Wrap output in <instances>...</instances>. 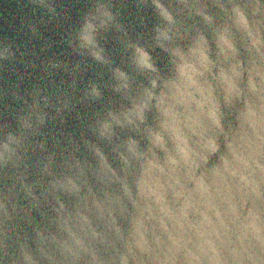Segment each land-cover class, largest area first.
<instances>
[{
  "label": "clouds",
  "instance_id": "clouds-1",
  "mask_svg": "<svg viewBox=\"0 0 264 264\" xmlns=\"http://www.w3.org/2000/svg\"><path fill=\"white\" fill-rule=\"evenodd\" d=\"M75 3L0 34V264H264V0Z\"/></svg>",
  "mask_w": 264,
  "mask_h": 264
},
{
  "label": "water",
  "instance_id": "water-1",
  "mask_svg": "<svg viewBox=\"0 0 264 264\" xmlns=\"http://www.w3.org/2000/svg\"><path fill=\"white\" fill-rule=\"evenodd\" d=\"M67 9L70 22L78 19L83 11L82 4L75 3V0H61ZM25 12H30L25 9ZM24 15L18 7L17 0H0V34H6L15 37V33L10 30V26L16 25L20 17ZM51 30L46 32V36H50L53 40H60V29L50 26ZM53 51H61L60 48H53Z\"/></svg>",
  "mask_w": 264,
  "mask_h": 264
}]
</instances>
